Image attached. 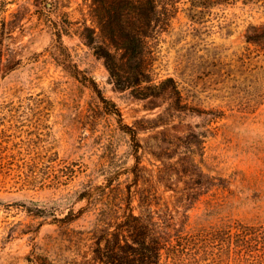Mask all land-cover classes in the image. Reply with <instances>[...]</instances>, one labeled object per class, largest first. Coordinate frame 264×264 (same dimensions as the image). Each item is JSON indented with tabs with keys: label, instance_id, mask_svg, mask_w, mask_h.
I'll list each match as a JSON object with an SVG mask.
<instances>
[{
	"label": "rangeland",
	"instance_id": "374dc122",
	"mask_svg": "<svg viewBox=\"0 0 264 264\" xmlns=\"http://www.w3.org/2000/svg\"><path fill=\"white\" fill-rule=\"evenodd\" d=\"M173 1L143 58L151 82L172 78L174 96L137 98L116 88L94 51L101 44L124 62L92 0H4L0 18L13 24L4 42L19 63L0 77V264H88L99 211L125 207L113 186H147L132 184L136 156L155 177L148 138L156 135L166 140L165 162L188 146L201 172L190 201L181 198L185 177L157 192L153 208L168 206L176 228L196 235L193 253L176 264H264V248L240 247L235 234L241 226L264 233V0ZM129 127L143 128L137 141ZM217 229L232 238L198 239Z\"/></svg>",
	"mask_w": 264,
	"mask_h": 264
},
{
	"label": "trees",
	"instance_id": "16d2710c",
	"mask_svg": "<svg viewBox=\"0 0 264 264\" xmlns=\"http://www.w3.org/2000/svg\"><path fill=\"white\" fill-rule=\"evenodd\" d=\"M40 1L52 5L61 2V0ZM4 3V0H0L1 11H3ZM175 3L173 0L163 2L161 9H158L156 0H92L91 12L99 24L101 34L114 49L122 51L120 61L124 60V62L118 64L111 52L101 44L94 46L95 53L104 59L117 89L131 88L137 98L174 96L176 87L172 78L158 83L148 79L145 74L147 62L143 54L146 38L155 30L159 22L163 25L167 24L176 8ZM192 4L197 6L193 2ZM199 5L203 4L200 2ZM12 25L4 17L0 18V77L19 63V59L14 57L8 44L4 42L5 34L12 31ZM160 28L163 27L160 26ZM55 34L60 39V32ZM87 38L89 42H94L92 36L87 34ZM5 56L7 62L3 63ZM120 71L125 74L123 80L119 78ZM143 82L150 83L142 86ZM168 82L172 83V87H163ZM102 101L106 102L104 98ZM176 105V102L172 104L171 109L177 111ZM104 107L109 113L120 117L117 108ZM128 129L123 131L129 133L132 140L137 141L136 135L143 128L129 127ZM159 132L161 131L156 133ZM148 140H152L148 153L154 161L159 162V164L150 162L156 167L155 177L150 173L152 169L148 170L140 165V160L136 156L134 164L129 169L133 175L132 184L138 187V182L141 180L147 186L135 190H131V184H125L124 188L120 183L113 186L111 190L115 191L114 198L121 199L125 207H121V201L118 204L113 202V206L117 209L122 208L121 213L118 210L99 211L97 222L91 231L94 234V247L88 264H176L182 261L186 263L187 258L193 253L191 247L196 235L182 233L176 228L174 217L168 206L160 209L153 207H157V200L160 199L157 192L161 186L164 189L174 190L173 187L184 177L186 180L183 182L187 183L189 190L181 198L186 201L194 198L193 191L202 182L197 178L201 174L198 161L194 160L193 151L185 146L188 150L187 156L184 155L173 162L170 160L165 162L163 154L168 150V147L164 146L166 140H160L157 135L150 136ZM136 145L140 147L138 142ZM172 145L173 142L170 147ZM142 171L147 174L149 172V176L143 178ZM88 194H83V197ZM135 199H137L136 206L133 205ZM235 234L239 238L238 246L240 247L245 248L253 243L264 248V233L259 235V232L255 233L241 226L240 232ZM209 235L214 240L232 238L230 230L217 229L210 234L201 233L198 239L206 241Z\"/></svg>",
	"mask_w": 264,
	"mask_h": 264
}]
</instances>
